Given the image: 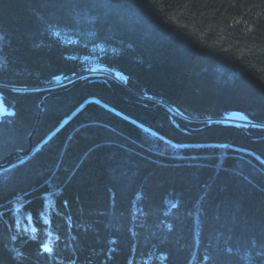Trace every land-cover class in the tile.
Segmentation results:
<instances>
[{"label": "trees", "instance_id": "obj_1", "mask_svg": "<svg viewBox=\"0 0 264 264\" xmlns=\"http://www.w3.org/2000/svg\"><path fill=\"white\" fill-rule=\"evenodd\" d=\"M96 53L187 125L264 123V0H0V161L36 128L0 168V264H264V138L103 80L40 111Z\"/></svg>", "mask_w": 264, "mask_h": 264}, {"label": "water", "instance_id": "obj_2", "mask_svg": "<svg viewBox=\"0 0 264 264\" xmlns=\"http://www.w3.org/2000/svg\"><path fill=\"white\" fill-rule=\"evenodd\" d=\"M91 80H103L105 81L110 88L112 89L114 95L116 96V98L118 100H120L122 103L130 105V106H134V107H141V108H145L148 110H162L165 111L171 118L172 121H174V123H176L178 126L182 127L185 131L187 132H191V133H195V132H200L202 130H206L209 128H232V129H237L242 131L247 137L251 138V139H258V138H264V132H254L251 133L250 131H248L247 129V125L248 124H255L254 122H252L244 113L242 112H233L231 114L233 115H239L241 117H243V119H245L246 121H248V123H243V121H241V123H237L235 121H225L222 118L219 120H213V121H209L203 125L200 126H190L187 125L185 122H183L179 117H177V115L175 114L174 110H177L174 107H171L170 105H166L161 103L159 100L157 99H153L155 101L153 105H150L147 102L144 101H139V100H130L126 97H124L118 90L116 84H115V78L110 74V73H104L103 71H97L94 73H85L81 76L75 77L74 79H71L72 83L70 80L67 81H63L60 82L58 84H54V85H50L47 88L52 89L50 92H48L43 100L40 103V111L43 108V104L46 101V99L48 97H59L62 94L71 91L77 87H79L80 85L91 81ZM71 83V84H70ZM68 85V86H67ZM61 86H63L61 88ZM67 86V87H64ZM178 112V111H177ZM40 116V113L38 114ZM38 121L35 123V125H37ZM254 126V125H253ZM36 128H34L32 130V132L29 135V146L24 149V150H14L12 152H10L9 154H7V156L0 161V168L9 166L11 163H13L15 160L25 157L27 156L29 153H31V151L33 150L34 144H33V136L35 134Z\"/></svg>", "mask_w": 264, "mask_h": 264}, {"label": "rangeland", "instance_id": "obj_3", "mask_svg": "<svg viewBox=\"0 0 264 264\" xmlns=\"http://www.w3.org/2000/svg\"><path fill=\"white\" fill-rule=\"evenodd\" d=\"M63 38H65V39H67V40H69V41H71V38L70 37H68V36H63ZM96 49L99 51V52H101L102 50H104V47L103 46H97L96 47ZM83 61L86 63V66H87V68H88V71H86V73H94V72H97V71H103L104 73L106 72V73H110L114 78H117V76H118V74H120L121 76H120V79L119 78H117L116 80L117 81H119V82H121V83H124L125 82V77H124V75L123 74H121L120 72H118V71H109V70H107L106 69V67H104V65L103 64H101V62L99 61V58H98V54L96 53V54H92V55H88V56H85V57H83ZM83 74H85V73H83ZM83 74H81V75H83ZM80 75V76H81ZM75 78V77H74ZM74 78H70V79H64V80H58V82H57V84L58 83H60V82H63V81H67V80H70L71 81V79H74ZM71 83H72V81H71ZM70 83V84H71ZM54 85V84H53ZM68 86V85H67ZM67 86H64V87H67ZM63 86H61V88H62ZM14 89H18V88H16V87H13ZM4 108L2 107V104H1V102H0V111H2ZM233 112H238V111H232V112H230V113H228L226 116H224V117H222V119H226L227 117H230V118H234L233 120H236L237 122H241V121H243V123L245 122V123H248V121H246L245 119H243V117H241V116H239V115H233V114H231V113H233ZM229 118V119H230ZM221 119V118H220ZM213 120H219V119H210V120H208L207 122H209V121H213ZM252 121V120H251ZM252 122H254V121H252ZM255 124H248L247 126H249V125H254V126H258V127H264V123H257V122H254ZM193 127H196V126H193ZM45 245H46V243H45Z\"/></svg>", "mask_w": 264, "mask_h": 264}, {"label": "bare ground", "instance_id": "obj_4", "mask_svg": "<svg viewBox=\"0 0 264 264\" xmlns=\"http://www.w3.org/2000/svg\"><path fill=\"white\" fill-rule=\"evenodd\" d=\"M120 74H118V76H117V78H119L120 79ZM117 78H115V79H117ZM114 82H116V81H114ZM57 84V83H56ZM116 84V83H115ZM145 100H148V101H151L152 102V105L154 104V102L153 101H155V100H153V99H155V98H152V97H149V96H145ZM158 100V99H157ZM161 103H163V104H166V105H168L167 103H165V102H163V101H161V100H159ZM171 107H173V106H171ZM175 108V107H174ZM177 109V108H176ZM175 111V114L176 115H181L182 116V114H181V112L177 109V110H174ZM178 111V112H177ZM230 117H227L226 119H225V121H235V122H237L236 120H233L234 118H230ZM224 120V119H223ZM237 123H241V122H237ZM45 246H47V244L45 245Z\"/></svg>", "mask_w": 264, "mask_h": 264}]
</instances>
